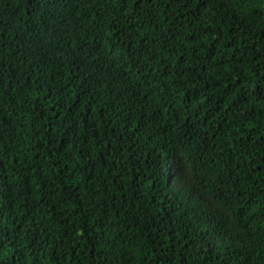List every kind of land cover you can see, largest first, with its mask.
<instances>
[{
    "label": "trees",
    "instance_id": "1",
    "mask_svg": "<svg viewBox=\"0 0 264 264\" xmlns=\"http://www.w3.org/2000/svg\"><path fill=\"white\" fill-rule=\"evenodd\" d=\"M0 264H264V0H0Z\"/></svg>",
    "mask_w": 264,
    "mask_h": 264
}]
</instances>
